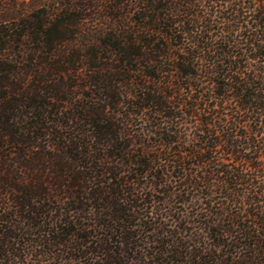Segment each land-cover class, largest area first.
<instances>
[{
	"label": "trees",
	"instance_id": "trees-1",
	"mask_svg": "<svg viewBox=\"0 0 264 264\" xmlns=\"http://www.w3.org/2000/svg\"><path fill=\"white\" fill-rule=\"evenodd\" d=\"M0 264H264V0H0Z\"/></svg>",
	"mask_w": 264,
	"mask_h": 264
}]
</instances>
